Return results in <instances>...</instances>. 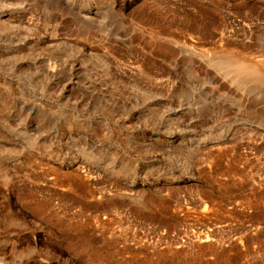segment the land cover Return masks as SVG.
<instances>
[{"label": "rangeland", "instance_id": "1", "mask_svg": "<svg viewBox=\"0 0 264 264\" xmlns=\"http://www.w3.org/2000/svg\"><path fill=\"white\" fill-rule=\"evenodd\" d=\"M0 264H264V0H0Z\"/></svg>", "mask_w": 264, "mask_h": 264}, {"label": "bare ground", "instance_id": "2", "mask_svg": "<svg viewBox=\"0 0 264 264\" xmlns=\"http://www.w3.org/2000/svg\"><path fill=\"white\" fill-rule=\"evenodd\" d=\"M239 66V65H238ZM247 66V65H246ZM245 66V67H246ZM245 67H243V64L241 65V66H239L238 68L240 69V70H243V71H246V69H245ZM252 77L254 78V80H256V81H259V80H261V77H259V73L258 72H256V71H253L252 72ZM237 83V82H236Z\"/></svg>", "mask_w": 264, "mask_h": 264}]
</instances>
